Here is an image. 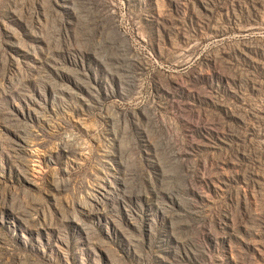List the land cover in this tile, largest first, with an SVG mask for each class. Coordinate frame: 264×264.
I'll list each match as a JSON object with an SVG mask.
<instances>
[{
    "label": "rangeland",
    "instance_id": "374dc122",
    "mask_svg": "<svg viewBox=\"0 0 264 264\" xmlns=\"http://www.w3.org/2000/svg\"><path fill=\"white\" fill-rule=\"evenodd\" d=\"M0 264H264V0H0Z\"/></svg>",
    "mask_w": 264,
    "mask_h": 264
}]
</instances>
